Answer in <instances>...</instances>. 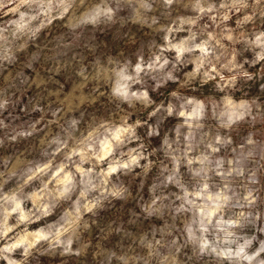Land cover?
<instances>
[{"label":"clouds","instance_id":"1","mask_svg":"<svg viewBox=\"0 0 264 264\" xmlns=\"http://www.w3.org/2000/svg\"><path fill=\"white\" fill-rule=\"evenodd\" d=\"M0 264H264V0H0Z\"/></svg>","mask_w":264,"mask_h":264}]
</instances>
